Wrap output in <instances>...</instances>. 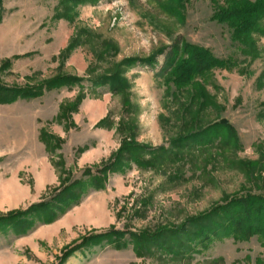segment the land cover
Here are the masks:
<instances>
[{
	"label": "rangeland",
	"instance_id": "374dc122",
	"mask_svg": "<svg viewBox=\"0 0 264 264\" xmlns=\"http://www.w3.org/2000/svg\"><path fill=\"white\" fill-rule=\"evenodd\" d=\"M258 3L0 0V82H69L0 105V264H264V233L215 212L264 201V18L244 43L217 18ZM189 47L217 63L178 77Z\"/></svg>",
	"mask_w": 264,
	"mask_h": 264
},
{
	"label": "trees",
	"instance_id": "16d2710c",
	"mask_svg": "<svg viewBox=\"0 0 264 264\" xmlns=\"http://www.w3.org/2000/svg\"><path fill=\"white\" fill-rule=\"evenodd\" d=\"M260 3L254 5V6H235L232 5L230 8H226V10H221L219 14L217 15V18L221 21H226L228 23L230 29L234 33V39L235 41L243 42V39H241V36L249 35V33H253L252 31L256 29L257 23L260 19L264 18V3ZM242 6V5H241ZM246 12V13H245ZM190 53V58L188 61H183L179 64V76L183 78H188L192 76L194 72H201L206 70V68L214 65L217 63V61L212 57V55L202 49L197 48H188ZM153 62V60H147L146 63L150 65ZM134 64L137 62H133ZM5 64V63H4ZM142 64V63H139ZM221 64L220 62L217 64ZM143 65V64H142ZM145 65V63H144ZM223 65V64H222ZM6 66V65H5ZM66 77H56L55 79H52L50 81L42 82L38 85H27L26 87H8L7 85L0 82V105H11L16 103L19 100H33L40 98L44 95V90L52 88V87H61L67 85L69 82L67 80H64ZM76 80V79H75ZM73 81V80H70ZM104 82H107L111 85H113L112 79H107L105 81H92V85L95 87L102 86ZM114 87H117L114 85ZM74 106L71 105H62L59 109V115L56 118V121L61 124L65 118L67 112L71 111ZM40 141L46 145V148L49 146H52L54 144V150L59 148L58 142L59 139L55 138L52 135H48L45 133L44 130L41 131ZM120 154V153H119ZM118 157V156H117ZM112 166V165H111ZM110 165H106L102 168H97V174L99 176L94 177L92 176L93 183L96 184V187L102 188L103 187V180L102 177L105 175L106 172H108L109 168H112ZM89 176H91V172L88 173ZM70 187V186H69ZM64 191V190H63ZM62 192V191H61ZM45 203L34 205L33 207H43ZM236 206V207H235ZM234 209H237L240 211L242 218V214L245 215V224L239 225V223H235V221H232L234 226L241 227L242 231L245 233H264V201L260 200H253V199H247V200H240L237 201L236 204L230 209L226 206H219L217 207L215 212H218V210H221L224 212L225 215H228L231 211ZM215 212L208 214L210 218V223H212L213 216H215ZM26 212L17 213L16 215L23 214ZM13 217V216H12ZM11 217H5L4 219H0V223L2 222H10L9 219ZM217 223V221H215ZM214 223V224H215ZM213 223L211 225H214ZM180 232H174L173 236L179 235ZM164 235V234H163ZM163 235L153 236L149 237L148 241L149 243H156L159 240H161V237ZM117 236V234H115ZM137 238H141L144 240L143 236H136ZM88 238L84 239L80 244L77 243L72 248H69L64 255V258H68L71 254L76 252L79 248L83 247L85 244H87Z\"/></svg>",
	"mask_w": 264,
	"mask_h": 264
},
{
	"label": "water",
	"instance_id": "95a60500",
	"mask_svg": "<svg viewBox=\"0 0 264 264\" xmlns=\"http://www.w3.org/2000/svg\"><path fill=\"white\" fill-rule=\"evenodd\" d=\"M221 123H222V124H226V121L223 120V121H221Z\"/></svg>",
	"mask_w": 264,
	"mask_h": 264
}]
</instances>
